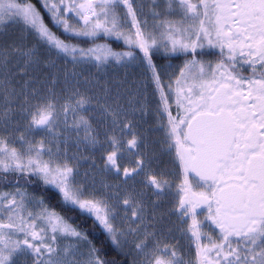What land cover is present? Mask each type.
Wrapping results in <instances>:
<instances>
[{
	"label": "snow or ice",
	"instance_id": "obj_1",
	"mask_svg": "<svg viewBox=\"0 0 264 264\" xmlns=\"http://www.w3.org/2000/svg\"><path fill=\"white\" fill-rule=\"evenodd\" d=\"M0 264H264V0H0Z\"/></svg>",
	"mask_w": 264,
	"mask_h": 264
},
{
	"label": "flooded vegetation",
	"instance_id": "obj_2",
	"mask_svg": "<svg viewBox=\"0 0 264 264\" xmlns=\"http://www.w3.org/2000/svg\"><path fill=\"white\" fill-rule=\"evenodd\" d=\"M34 2H36V0H34ZM171 63L173 65H180L182 63V60L179 59H174L171 61ZM139 71V69L136 66H130L129 68V74H133V73H137ZM149 122L151 123V118H149ZM159 139L158 136H153L152 140H153V145H152V150L156 153V158L154 159L153 162V167L156 169H160V168H164L166 171L168 172H174L173 166L170 163V158L164 154L161 149L159 147L156 146V141ZM81 151L83 152L84 156H86V154H90L92 155L91 161H85V158H81L80 163H81V171H84L86 169H89L91 166V162L92 160H95L97 164H99L100 162V153L99 151H96L94 154L91 152H87L84 151L83 149H81ZM109 183H112L113 180L111 177L107 178ZM173 201H169V203H172ZM173 220H175V217H172ZM98 241L100 238H97ZM187 248V246H185ZM108 250V249H107ZM191 253H189L190 255Z\"/></svg>",
	"mask_w": 264,
	"mask_h": 264
},
{
	"label": "rangeland",
	"instance_id": "obj_3",
	"mask_svg": "<svg viewBox=\"0 0 264 264\" xmlns=\"http://www.w3.org/2000/svg\"><path fill=\"white\" fill-rule=\"evenodd\" d=\"M129 68H130V66H129ZM93 71H94V69H93ZM108 72L110 75L122 76L125 72V69L120 67L119 65H114V66L108 68ZM128 72H129V69H128ZM86 156H90L92 158V155H90V154H86ZM85 161L86 162L91 161V159H85Z\"/></svg>",
	"mask_w": 264,
	"mask_h": 264
},
{
	"label": "trees",
	"instance_id": "obj_4",
	"mask_svg": "<svg viewBox=\"0 0 264 264\" xmlns=\"http://www.w3.org/2000/svg\"><path fill=\"white\" fill-rule=\"evenodd\" d=\"M33 2H34V0H33ZM37 6L39 7V4H37ZM45 17H46V20H47V15L46 14H45ZM49 24H50V26H52L54 28L55 31H57L58 34L63 35L62 33H60L59 29H56L55 26L51 25L50 21H49ZM112 47L115 48L116 50H123V48H124V46L122 45L121 42H112ZM93 235H94V237L96 239L99 238L98 236H95V233ZM97 241H98V239H97Z\"/></svg>",
	"mask_w": 264,
	"mask_h": 264
}]
</instances>
